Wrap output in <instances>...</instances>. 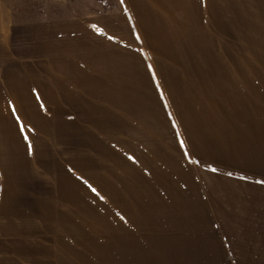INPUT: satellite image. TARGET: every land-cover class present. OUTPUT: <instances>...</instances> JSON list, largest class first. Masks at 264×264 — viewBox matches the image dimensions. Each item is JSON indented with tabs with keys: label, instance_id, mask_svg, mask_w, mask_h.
Wrapping results in <instances>:
<instances>
[{
	"label": "rangeland",
	"instance_id": "374dc122",
	"mask_svg": "<svg viewBox=\"0 0 264 264\" xmlns=\"http://www.w3.org/2000/svg\"><path fill=\"white\" fill-rule=\"evenodd\" d=\"M0 264H264V0H0Z\"/></svg>",
	"mask_w": 264,
	"mask_h": 264
}]
</instances>
